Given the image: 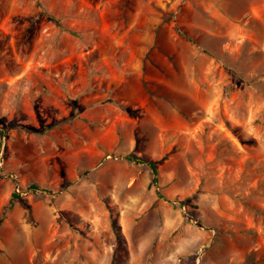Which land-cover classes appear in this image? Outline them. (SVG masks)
<instances>
[{"label":"rangeland","instance_id":"1","mask_svg":"<svg viewBox=\"0 0 264 264\" xmlns=\"http://www.w3.org/2000/svg\"><path fill=\"white\" fill-rule=\"evenodd\" d=\"M0 264H264V0H0Z\"/></svg>","mask_w":264,"mask_h":264},{"label":"trees","instance_id":"2","mask_svg":"<svg viewBox=\"0 0 264 264\" xmlns=\"http://www.w3.org/2000/svg\"><path fill=\"white\" fill-rule=\"evenodd\" d=\"M135 162L141 163L139 161H135ZM147 166L153 172V174H156L157 173L156 168H155V166H154L153 163H148ZM30 188L33 189V190H35V191L37 190V186L36 185H31ZM14 197H17V194H14Z\"/></svg>","mask_w":264,"mask_h":264}]
</instances>
